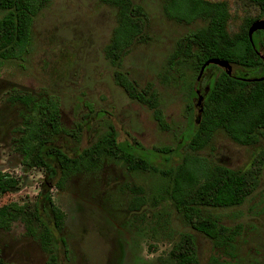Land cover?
<instances>
[{
    "label": "rangeland",
    "instance_id": "1",
    "mask_svg": "<svg viewBox=\"0 0 264 264\" xmlns=\"http://www.w3.org/2000/svg\"><path fill=\"white\" fill-rule=\"evenodd\" d=\"M210 1L227 2L235 33L247 18L260 13L248 0ZM134 2L148 15L146 39L133 46L120 66H113L106 57L118 25L117 10L100 0H51L33 23L27 52L21 59L4 62L0 69V173L18 179L19 185L7 193L0 191V206H34L41 192L50 195L66 215L62 230L54 229L44 200L41 218L54 229L59 264H167L170 251L186 234L195 238L200 264H264V138L243 146L219 132L201 152L190 148L188 137L210 85L202 75L193 85L195 75L185 66L172 68L169 60L178 41L204 23L170 18L165 0ZM220 68L230 75L245 74L237 66ZM116 71L139 88L158 92L168 129L162 130L147 107L128 97L116 83ZM16 91L58 100L64 133L52 145L70 157L94 145L113 126L120 144L131 146L161 169L189 159L257 178L243 206L206 209L222 225L232 230L240 227V233L231 243L216 246L188 225L168 200L157 202L159 195H167L163 189L171 186L169 180L155 173L130 172L112 159L96 171L70 177L62 189L56 185L60 173L48 180L43 171H30L13 149L26 113L19 103L8 100ZM164 149L173 150L170 164L161 154ZM132 187L143 190L141 198L146 202L137 214L129 211ZM33 227L35 235L20 220L10 230H0V259L7 264H47L48 254L39 238L42 226L34 223Z\"/></svg>",
    "mask_w": 264,
    "mask_h": 264
},
{
    "label": "trees",
    "instance_id": "2",
    "mask_svg": "<svg viewBox=\"0 0 264 264\" xmlns=\"http://www.w3.org/2000/svg\"><path fill=\"white\" fill-rule=\"evenodd\" d=\"M51 0H0V69L4 62L18 59L30 45L32 26L36 17ZM117 10V27L113 39L106 48V57L113 66H120L133 46L146 39L148 15L134 0H100ZM259 10L256 17L247 18L239 31L231 29L232 15L227 2L210 0H165V12L170 18L183 22L201 21L204 26L182 37L170 56L171 67L185 66L198 78L208 77L209 92L202 103L200 115L193 122L194 132L188 137L194 152L209 147L219 132H224L232 141L243 146H253L264 138V81H249L264 77V61L261 48L264 31L250 38L251 26L264 19V1L248 0ZM223 61L240 67L245 74L230 75L219 66L206 64ZM205 70V71H204ZM204 71V72H203ZM211 72V73H210ZM116 83L128 97L147 107L162 130L168 129L160 97L152 88H139L136 82L120 71L115 73ZM192 85V84H191ZM191 99L196 93L191 86ZM11 104L19 103L26 110L19 137L13 149L23 157L28 169L43 171L48 180L58 178L57 186L74 175L90 173L101 168L107 159H112L130 172L155 173L169 180L164 188L166 196H158L157 202L168 200L182 215L185 222L204 234L216 246L231 243L240 233L222 225L218 219L206 214V209H230L241 207L253 193L257 178L249 173L220 165L205 166L185 159L177 166L161 169L141 157L128 145L117 141L113 126L91 147L78 156L70 157L55 147V137L64 133L60 104L54 98H36L32 94L16 91L9 97ZM193 113V108L188 109ZM165 162L172 163L173 150H161ZM199 165V166H197ZM19 185V180L8 174H0V191L7 193ZM46 189V188H45ZM44 189V190H45ZM134 193L130 201V213L137 214L146 202L141 198L140 187L130 188ZM46 200L49 217L54 229L62 230L65 213L53 202L50 195L41 192L34 206L11 203L0 206V230H10L16 221L23 222L30 234L35 235L34 223L42 226L39 238L48 254L47 264H59L55 250L54 229L41 218V208ZM0 264H7L0 259ZM167 264H200L195 238L184 235L169 253Z\"/></svg>",
    "mask_w": 264,
    "mask_h": 264
},
{
    "label": "water",
    "instance_id": "3",
    "mask_svg": "<svg viewBox=\"0 0 264 264\" xmlns=\"http://www.w3.org/2000/svg\"><path fill=\"white\" fill-rule=\"evenodd\" d=\"M264 1V0H261ZM258 31H264V19H261L259 21H256L250 28L249 34H250V38L252 39L253 35L258 32ZM263 61H264V56L261 55ZM214 64L217 65L219 67L226 69H229L231 65H229L228 63H225L223 61H213V62H209L206 64V67ZM228 74H230L229 70L226 71ZM249 81H264V77L259 78V79H255V80H249Z\"/></svg>",
    "mask_w": 264,
    "mask_h": 264
},
{
    "label": "flooded vegetation",
    "instance_id": "4",
    "mask_svg": "<svg viewBox=\"0 0 264 264\" xmlns=\"http://www.w3.org/2000/svg\"><path fill=\"white\" fill-rule=\"evenodd\" d=\"M1 174V173H0Z\"/></svg>",
    "mask_w": 264,
    "mask_h": 264
}]
</instances>
